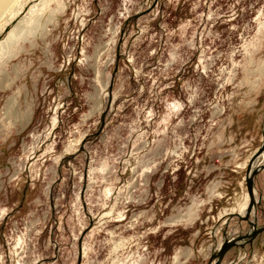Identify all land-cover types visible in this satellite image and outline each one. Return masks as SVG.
Segmentation results:
<instances>
[{
    "label": "rangeland",
    "instance_id": "rangeland-1",
    "mask_svg": "<svg viewBox=\"0 0 264 264\" xmlns=\"http://www.w3.org/2000/svg\"><path fill=\"white\" fill-rule=\"evenodd\" d=\"M154 2L0 9V264H208L248 231L264 0ZM245 248L224 264H264Z\"/></svg>",
    "mask_w": 264,
    "mask_h": 264
},
{
    "label": "water",
    "instance_id": "water-1",
    "mask_svg": "<svg viewBox=\"0 0 264 264\" xmlns=\"http://www.w3.org/2000/svg\"><path fill=\"white\" fill-rule=\"evenodd\" d=\"M158 0H155L154 5L156 4ZM118 59H120V54L117 55L116 64L118 62ZM118 70V64L115 67V73ZM111 88V85H110ZM110 99V98H109ZM103 118L102 121L105 120V112L102 114ZM102 122V123H103ZM263 134V142L260 144L259 150L255 153V155H252L250 158V163L248 165V168H246V180L245 185H247L248 190V197H250V203L246 208V214L245 217L240 214H230L229 218L227 219V223L232 219L233 216H237L239 221H244L248 223L249 229L244 233L243 230H240L233 236L228 232V226L226 229L223 230L222 236L223 239L221 241V244H216L214 246V251L209 258L208 264H223V259L226 257L227 253L232 249H245L246 245H249L250 247L252 244H254L255 240L259 238L260 234L264 232V223L259 225L257 222V205L260 204L259 200H256L255 193H256V185L254 184V181L256 179V176L260 173L262 169H264V163H261L263 161L264 157V128L262 130ZM258 159V160H257ZM256 166H253V163L256 162ZM264 222V221H263ZM254 225H256V228L254 229ZM216 259V260H215ZM215 260V262H213Z\"/></svg>",
    "mask_w": 264,
    "mask_h": 264
},
{
    "label": "bare ground",
    "instance_id": "bare-ground-1",
    "mask_svg": "<svg viewBox=\"0 0 264 264\" xmlns=\"http://www.w3.org/2000/svg\"><path fill=\"white\" fill-rule=\"evenodd\" d=\"M6 1H9V0H0V9L3 7V5L6 3ZM6 5V4H5ZM258 160V159H257ZM257 160H256V162H254L253 163V166H256V163H257ZM261 163H264V157H263V161L261 162ZM260 174V173H259ZM258 174V175H259ZM258 175L256 176V179H257V177H258ZM256 179H255V181H254V184L256 185ZM247 186V185H246ZM255 190H256V188H255ZM247 193H248V190H247ZM256 193H257V190H256ZM256 193H255V197H256ZM248 197V196H247ZM258 199V197H256V200ZM249 203H250V197H249ZM249 205V204H248ZM245 210H246V208H245ZM247 211V210H246ZM246 211H245V213H244V217H245V214H246ZM256 228V225H254V229ZM216 260V259H215ZM215 260L213 261V262H215ZM223 261H224V259H223ZM223 264H224V262H223Z\"/></svg>",
    "mask_w": 264,
    "mask_h": 264
},
{
    "label": "crops",
    "instance_id": "crops-1",
    "mask_svg": "<svg viewBox=\"0 0 264 264\" xmlns=\"http://www.w3.org/2000/svg\"><path fill=\"white\" fill-rule=\"evenodd\" d=\"M263 172V170L262 171H260V173H262Z\"/></svg>",
    "mask_w": 264,
    "mask_h": 264
}]
</instances>
